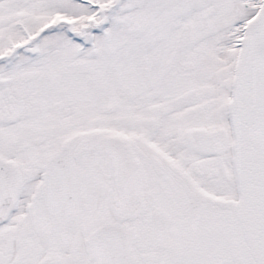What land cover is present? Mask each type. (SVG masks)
Instances as JSON below:
<instances>
[{
  "label": "snow or ice",
  "instance_id": "snow-or-ice-1",
  "mask_svg": "<svg viewBox=\"0 0 264 264\" xmlns=\"http://www.w3.org/2000/svg\"><path fill=\"white\" fill-rule=\"evenodd\" d=\"M0 264H264V0H0Z\"/></svg>",
  "mask_w": 264,
  "mask_h": 264
}]
</instances>
